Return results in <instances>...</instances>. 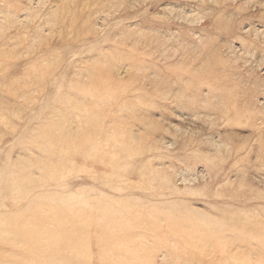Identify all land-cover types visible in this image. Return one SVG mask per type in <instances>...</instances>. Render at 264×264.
<instances>
[{
  "label": "rangeland",
  "instance_id": "374dc122",
  "mask_svg": "<svg viewBox=\"0 0 264 264\" xmlns=\"http://www.w3.org/2000/svg\"><path fill=\"white\" fill-rule=\"evenodd\" d=\"M263 161L264 0H0V264H264Z\"/></svg>",
  "mask_w": 264,
  "mask_h": 264
},
{
  "label": "bare ground",
  "instance_id": "6f19581e",
  "mask_svg": "<svg viewBox=\"0 0 264 264\" xmlns=\"http://www.w3.org/2000/svg\"><path fill=\"white\" fill-rule=\"evenodd\" d=\"M39 70H40V69H39ZM40 73H41V72H40ZM37 78L39 79V77H37ZM40 78H41V77H40ZM39 80H41V79H39ZM41 82H42V81H41ZM236 111H237V110H236ZM236 111H235V112H236ZM237 112H239V111H237ZM236 117H241V115H240L239 113H236ZM53 124H54V123H53ZM45 132H46V131H45ZM44 135H45V133H44ZM41 136H42V135H41ZM51 136H53V135H51ZM44 137H45V136H44ZM50 138H51V137H50ZM43 140H44V138H43ZM44 141H45V140H44ZM51 141H52V140H51ZM48 142H49V141H48ZM45 144H47V142H46ZM45 144H44V145H45ZM53 145H54V144H53ZM46 146H47V145H46ZM46 146H45V148H46ZM49 147H52V149H50V148L48 149V148H47L48 150L46 151V149H44V151H46V152L48 153L49 150H51V151H50V152H51L50 154H52V151H53V147H54V146H50V145H49ZM126 147H127V146H126ZM127 148H129V147H127ZM53 153H55V152L53 151ZM136 153H137V154H135V155H138V154H139L138 151H137ZM48 155H49V153H48ZM127 155H128V154H127ZM52 156H53V155H52ZM128 156H129V155H128ZM50 157H51V156H50ZM131 157H133V156H131ZM48 159H50L49 156H48ZM53 160H54V159H52V161H53ZM36 162H37V161H36ZM48 162H49V161H48ZM48 162H47V163H48ZM38 164H39V162H38ZM43 164H44V163H43ZM43 164H41V167H42ZM262 166H264V161L262 162ZM37 167H38V166H37ZM45 167H47V166L44 165V168H45ZM123 167H124V170H125L126 166H123ZM123 167H122V168H123ZM44 168H43V169H44ZM119 168L121 169V166H120ZM119 168H117V171L120 170ZM43 169H42V171H43ZM54 171L56 172V171H58V169H57V170L55 169ZM120 171H122V169H121ZM52 172H53V171H52ZM55 172H54V173H55ZM122 172H123V171H122ZM147 173H148V172H147ZM147 173H144V175L146 174V176H147ZM139 175H140V172H139ZM141 175L143 176V174H141ZM142 176H141V178H142ZM48 177H49V176H48ZM53 177H54V176H53ZM49 179H51V178H49ZM144 179H145V178H143V180H144ZM104 182H105V181H104ZM158 183H159V182H158ZM158 183H154V181H153V182H151V181H147V182H146V185H147V186H146V185H145V186H146V188H148L152 193L154 192L153 194H155V196H156V193H160V192L163 193V191H162V187L159 186V185H156V184H158ZM160 183H161V182H160ZM165 186H166V185H165ZM166 187L168 188L169 186H166ZM143 188H144V187H143ZM148 189H146V190H148ZM150 191H149V192H150ZM150 195H152V194H150ZM159 195H160V194H159ZM153 196H154V195H153ZM72 198H73V197H72ZM72 198H69V199H71L70 201H72ZM69 199H68V200H69ZM74 199H76V198L74 197L73 200H74ZM77 199H79V198H77ZM63 200H64V199H63ZM64 201L66 202V200H64ZM70 201H69V202H70ZM74 201H75V200H74ZM74 201H73V202H74ZM61 202H62V201H61ZM73 202H72V203H73ZM75 202H76V201H75ZM72 203H71L70 205H72ZM87 203H88V201H87ZM126 204H127V202H126ZM63 205H64V204H63ZM65 205H66V204H65ZM65 205H64V206H65ZM67 206H68V205H67ZM71 207H72V206H71ZM102 211H104V210L101 209V213H102ZM101 213H100V215H101ZM136 213H138V212H136ZM122 215H123V214H122ZM125 215H126V214H125ZM258 216H259V214H258ZM255 218H256V215H255ZM249 219H250V218H249ZM259 219H263V218L259 217ZM237 221H238V220H237ZM260 221H262V220H259V222H260ZM263 221H264V220H263ZM233 223H234V226H236L237 223H236V224H235V222H233ZM250 223H251V222H250ZM250 223H249V224H250ZM256 223H257V222H256ZM230 224H231V222H230ZM239 225H240V224H239ZM250 225H251V224H250ZM240 226H241V225H240ZM240 226H239V227H240ZM242 226H243V225H242ZM242 226H241V227H242ZM244 227H245V225H244ZM246 228H249V227L247 226ZM246 228H245V229H246ZM254 228H255V227H254ZM251 229H252V227H251ZM246 230H250V229H246ZM251 231H252V230H251ZM71 237H72V236H71ZM71 237H70V238H71ZM64 242H67V241H64L63 239H60L58 236L56 237V255H55V254L52 255V252H51L50 255H51L52 257L49 255L48 258H47V259H49V261H52V259H55L56 256H57V258H58L59 254L62 253V252L59 251V250H61L60 248H62L61 251H64V252L62 253V256H63V257H60V258L63 259V258H64V255L67 257L68 253L71 252L70 250L73 248V246H74V248H75V246H76V245H75L76 243L73 244V245L71 246V245L67 244L68 242H67V243H64ZM125 243H126V248H125V249H127L126 252H128V251H129V248H128V245H127V241H126ZM80 244H81V243H79V245H80ZM57 245H58V246L61 245L60 248H59V247L57 248ZM120 245H121V244H120ZM129 245H130V244H129ZM80 246L83 247L82 245H80ZM76 247H77V246H76ZM64 248L67 249V250H63ZM74 248H73V251H74ZM78 249H79V247H78ZM79 250H80V249H79ZM117 250H118V249H117ZM117 250L115 251L116 253H117ZM85 251H86V250H85ZM131 251H132V250H131ZM57 252H58V253H57ZM59 252H60V253H59ZM118 252H120V251H118ZM80 253H81V252H80ZM80 253H79V254H78V253L76 254V252H75L76 256H77V255H80ZM128 253H131V252L129 251ZM134 253H135V252H134ZM71 254L74 255L73 253H71ZM71 254H69V257H70ZM81 254H82V253H81ZM120 254L122 255L121 252H120ZM135 254H136V253H135ZM114 255H115V254H114ZM118 255H119V254H118ZM133 255H134V254L131 255L132 258H133ZM53 256H54L55 258H54ZM115 256H117V254H116ZM51 258H52V259H51ZM57 258H56V260H57ZM70 258H71V257H70ZM75 258H76V257H75ZM75 258H74V259H75ZM67 259H68V258H67ZM74 259L72 258L73 262L76 263V264H79V263H77ZM64 260H66V258H64ZM64 260H63V261H64ZM120 260H121V259H120ZM126 260H127V258H126ZM126 260H123V261H124V264H127V263H125V262H128V261L130 262L131 259H128L127 261H126ZM46 261H47V260H46ZM53 261H54V260H53ZM67 261H68V260H67ZM123 261H122L120 264H123ZM54 262H55V261H54ZM65 262H66V261H64V263H65ZM73 262H72V264H73ZM78 262H80V264H81V263H82V260H81V261H78ZM84 262H85V260H83V263H84ZM111 262H112V261H111ZM113 262H114V260H113ZM131 262H132V261H131ZM55 263H57V262H55ZM68 263H69V262H68ZM83 263H82V264H83ZM115 263H117V262H115ZM57 264H58V263H57ZM65 264H66V263H65ZM86 264H87V262H86ZM89 264H90V263H89ZM101 264H102V261H101ZM104 264H105V263H104ZM117 264H118V263H117ZM128 264H129V263H128ZM131 264H133V263H131Z\"/></svg>",
  "mask_w": 264,
  "mask_h": 264
}]
</instances>
